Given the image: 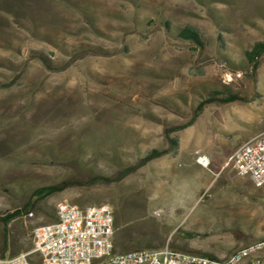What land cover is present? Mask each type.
<instances>
[{
	"label": "rangeland",
	"instance_id": "1",
	"mask_svg": "<svg viewBox=\"0 0 264 264\" xmlns=\"http://www.w3.org/2000/svg\"><path fill=\"white\" fill-rule=\"evenodd\" d=\"M186 26L201 47L179 37ZM256 42L264 0H0V214L41 187L106 179L11 221L10 249H32L62 200L109 204L139 245L224 259L264 243V186L226 166L264 132V54L255 71L244 56ZM214 93L240 100L208 103L187 125ZM176 126L172 146L164 130ZM151 149L168 153L136 168ZM2 239L0 224V264Z\"/></svg>",
	"mask_w": 264,
	"mask_h": 264
},
{
	"label": "built area",
	"instance_id": "2",
	"mask_svg": "<svg viewBox=\"0 0 264 264\" xmlns=\"http://www.w3.org/2000/svg\"><path fill=\"white\" fill-rule=\"evenodd\" d=\"M202 167L209 164L205 156H197ZM226 166L246 176L254 187L264 186V132L242 143L228 157ZM28 216H32L29 213ZM115 217L109 204L78 206L60 201L55 221L32 231V249L2 261L3 264H237L241 256H249V264L257 260V251L264 243H253L238 249L224 259L189 254L164 245L158 250L138 249L127 252L114 250ZM37 258L34 260L32 256Z\"/></svg>",
	"mask_w": 264,
	"mask_h": 264
},
{
	"label": "trees",
	"instance_id": "3",
	"mask_svg": "<svg viewBox=\"0 0 264 264\" xmlns=\"http://www.w3.org/2000/svg\"><path fill=\"white\" fill-rule=\"evenodd\" d=\"M8 4H16L20 3V0H6ZM178 35L180 38L193 43L194 45L201 47L202 40L199 36V33L191 28V27H183L179 30ZM90 47L89 46H83L82 50L87 51ZM264 54V42H256L254 43L250 48H248L244 52V56L246 59V62L252 66L253 71L256 70L258 66V61ZM217 93H214V96L206 98L199 102V104L196 106L193 116L190 120V122L187 125H191L195 118L198 115V111L201 110L206 104L212 103V102H218V103H230L233 101L240 100L239 96L236 94L228 93L226 96L222 98H217ZM184 126H176L173 128L165 129L164 135L165 138L169 141V143L174 146L176 144V141L170 137V133L174 131H178L182 129ZM167 150H155L151 149L144 153L139 160V164L136 166H142L158 157H161L165 154H167ZM135 169V167H129L126 168L122 173L126 174L130 171ZM106 179L103 176H93L89 178L87 181L79 182V181H64L56 185H51L47 187H41L33 191L32 197L34 198L32 202L26 203L24 206H22L19 209H15L9 212H6L4 214H0V224L3 232V239H2V245L4 247L3 252L6 251L7 247H10V238H9V225L11 221L18 217H28L29 213H32L34 208L36 207L37 203L46 199L47 197L54 195L56 193H60L64 191L66 188L70 186H84V185H91L99 181H105ZM115 217V236H114V250L116 251V245L118 242L126 244L125 249H121V251H132L135 250L138 246H144L148 250H158L162 247V245H156V246H149L147 243L139 245V241L136 239L139 237L138 233L134 230L133 227L126 225V222H124L120 217L116 216L114 212ZM55 221V219H54ZM53 221V222H54ZM173 249L178 251H183L180 248L172 246ZM18 249L23 250L24 252H29L31 250V246L28 244H21ZM137 250V249H136ZM117 252V251H116ZM196 255H202L207 256L214 259H220L214 255L207 254V253H200V252H188Z\"/></svg>",
	"mask_w": 264,
	"mask_h": 264
},
{
	"label": "crops",
	"instance_id": "4",
	"mask_svg": "<svg viewBox=\"0 0 264 264\" xmlns=\"http://www.w3.org/2000/svg\"><path fill=\"white\" fill-rule=\"evenodd\" d=\"M2 238H3V232H2ZM21 252H24L23 250H20V249H18V247L16 248V247H13V248H11L10 249V247H7V249H6V251L5 252H3V254L1 255V258L2 259H7V258H9V257H12V256H15V255H18V254H20ZM10 255V256H5V255Z\"/></svg>",
	"mask_w": 264,
	"mask_h": 264
},
{
	"label": "bare ground",
	"instance_id": "5",
	"mask_svg": "<svg viewBox=\"0 0 264 264\" xmlns=\"http://www.w3.org/2000/svg\"><path fill=\"white\" fill-rule=\"evenodd\" d=\"M257 260L264 261V258L257 256ZM237 264H249V256H241V258L237 260Z\"/></svg>",
	"mask_w": 264,
	"mask_h": 264
}]
</instances>
